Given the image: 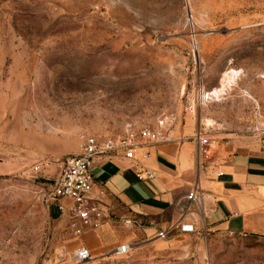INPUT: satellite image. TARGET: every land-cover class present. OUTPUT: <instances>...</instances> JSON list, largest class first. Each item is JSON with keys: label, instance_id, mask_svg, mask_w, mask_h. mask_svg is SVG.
<instances>
[{"label": "rangeland", "instance_id": "1", "mask_svg": "<svg viewBox=\"0 0 264 264\" xmlns=\"http://www.w3.org/2000/svg\"><path fill=\"white\" fill-rule=\"evenodd\" d=\"M128 127L262 142L264 0H0V264H75L84 236L41 195L81 137ZM112 226L87 264H264V234Z\"/></svg>", "mask_w": 264, "mask_h": 264}, {"label": "crops", "instance_id": "2", "mask_svg": "<svg viewBox=\"0 0 264 264\" xmlns=\"http://www.w3.org/2000/svg\"><path fill=\"white\" fill-rule=\"evenodd\" d=\"M194 133L143 147L132 160L121 154L96 159L90 197L103 220L98 229L83 233L79 246L92 252L100 250L101 243L108 252L106 234L118 239L112 225L125 221L138 231L136 240L160 244L157 232L178 222L174 207L194 186L204 197V221L192 213L182 222L192 224L195 232L264 234V139L204 155ZM48 208L57 213L54 206ZM179 235L184 234L170 232L167 239Z\"/></svg>", "mask_w": 264, "mask_h": 264}, {"label": "built area", "instance_id": "3", "mask_svg": "<svg viewBox=\"0 0 264 264\" xmlns=\"http://www.w3.org/2000/svg\"><path fill=\"white\" fill-rule=\"evenodd\" d=\"M261 135L264 139V130L261 131ZM193 138L200 152L207 155L208 151L204 149L206 144L204 136L197 130ZM161 141H168L162 129L145 128L136 132L131 127H128L123 136L116 141L108 139L99 142L91 136L81 137L79 152L63 158L58 163V176L51 188L41 195V200L46 206L55 207L57 213L65 220L69 233L78 239L86 230L98 229L103 220L98 203L90 197L93 184L91 171L96 159L121 154L124 159L132 160L137 150ZM144 174L151 177L149 172H144ZM203 202L202 191L198 186H194L174 207L179 215L178 222L159 230L156 238L165 240L170 232L184 235L195 233L192 224L182 221L192 213L199 220L204 221ZM124 224L126 227L131 226L130 221H125ZM132 247V244L124 243L116 246L112 252L117 256L126 255ZM72 256L75 264H87L92 257L91 252L83 246H78Z\"/></svg>", "mask_w": 264, "mask_h": 264}]
</instances>
